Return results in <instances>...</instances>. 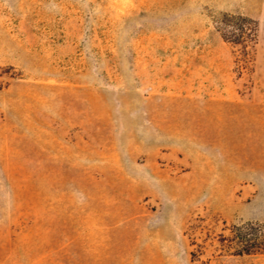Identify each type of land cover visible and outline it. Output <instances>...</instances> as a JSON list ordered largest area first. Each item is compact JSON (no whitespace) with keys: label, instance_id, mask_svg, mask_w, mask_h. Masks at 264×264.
<instances>
[{"label":"rangeland","instance_id":"1","mask_svg":"<svg viewBox=\"0 0 264 264\" xmlns=\"http://www.w3.org/2000/svg\"><path fill=\"white\" fill-rule=\"evenodd\" d=\"M249 221L264 0H0V264H264Z\"/></svg>","mask_w":264,"mask_h":264},{"label":"trees","instance_id":"2","mask_svg":"<svg viewBox=\"0 0 264 264\" xmlns=\"http://www.w3.org/2000/svg\"><path fill=\"white\" fill-rule=\"evenodd\" d=\"M217 24V29L225 41L248 46L249 41L256 40L257 31L252 18L224 14ZM223 241L235 255H264V222L249 221L234 225L231 235L224 236Z\"/></svg>","mask_w":264,"mask_h":264}]
</instances>
